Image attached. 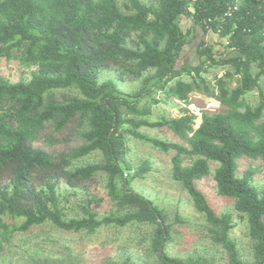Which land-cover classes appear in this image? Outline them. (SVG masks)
Returning <instances> with one entry per match:
<instances>
[{"label":"trees","instance_id":"obj_1","mask_svg":"<svg viewBox=\"0 0 264 264\" xmlns=\"http://www.w3.org/2000/svg\"><path fill=\"white\" fill-rule=\"evenodd\" d=\"M185 15L192 23L186 31ZM198 30L217 37V43L202 38L198 60L179 64ZM2 58L36 69L30 80L0 77V180L5 173L8 180L0 181V253L16 232L46 223L88 234L131 225L149 227L147 252L154 261L129 254L105 264H264V185L253 184L260 169L249 167L238 175L241 157L264 162V0H123L122 5L120 0H0ZM112 67L140 80L139 88L127 92L112 78L100 81V73ZM213 68L224 71L216 75L217 93L208 81ZM234 77L232 88L227 79ZM194 91L215 96L226 108L203 113L197 128L187 108ZM253 91L260 95L255 106L246 98ZM157 92L182 102L181 115L150 121ZM72 123L81 145L57 153L34 145L48 126L59 132ZM142 126L168 127L187 146L141 133ZM129 136L174 151L172 178L205 217L208 237L227 254L225 262L169 253L173 223L167 212L130 186L150 166L145 161L133 167ZM46 138L50 145L60 142ZM95 152L100 161L74 166ZM211 161L218 163L217 193L233 199L236 212L247 219L250 259L230 236L232 214H217L197 185L210 175ZM126 171H133L132 177H125ZM98 173L107 176L115 209L99 218L92 204L100 200L91 198L82 207L84 216L67 219L59 180L78 186Z\"/></svg>","mask_w":264,"mask_h":264},{"label":"rangeland","instance_id":"obj_2","mask_svg":"<svg viewBox=\"0 0 264 264\" xmlns=\"http://www.w3.org/2000/svg\"><path fill=\"white\" fill-rule=\"evenodd\" d=\"M123 0H120L122 5ZM191 20L185 15L181 25L186 31L191 26ZM205 38L207 41L217 43V37L205 35L201 30L196 32L195 40L189 43L181 54L179 64H193L198 60L196 53L197 44ZM218 46V44H217ZM36 67H28L19 59H0V77L7 78L12 82L30 80ZM222 75L221 68H213L208 73L210 85L216 88V75ZM112 78L123 91H133L139 88L140 80L130 76H122L117 68L112 67L100 73L99 80ZM189 80L188 76H183ZM238 77L227 79L230 87H235ZM264 90V76L261 78ZM74 92V91H72ZM159 103L151 105L152 113L148 115L150 121H158L162 117L174 118L181 115L180 108L184 106L176 98L167 97L162 92L154 95ZM248 102L255 106L259 103V91H253L246 96ZM188 110L196 116L195 128L201 121L203 113H216L225 111L215 96L194 91L187 106ZM72 123L63 131H55L48 126L34 143L54 153L69 151L83 143L82 137L75 130ZM139 131L152 137H158L171 142L187 144L175 135L168 127L150 128L142 126ZM46 135H52L59 139L57 144L50 145ZM129 152L128 159L136 169L143 162L149 161L150 170L142 177L131 181L133 190L151 198L155 204L163 208L169 220L173 223V241L169 244L168 251L171 255L181 257H197L207 255L215 257L218 261H226V253L217 245L213 244L208 237L205 217L195 210L192 199L187 191L172 178V157L174 151L162 152L152 147L149 143L138 140L133 136L128 137ZM102 158L101 153L95 152L74 162V166H82L88 163L98 162ZM190 163L189 159L185 164ZM238 175L242 176L249 167L259 168L260 171L254 175L253 184L258 188L264 185V162L262 159L241 157L238 160ZM217 162L211 161V173L197 181L198 187L207 195L210 204L217 214L229 212L233 218V228L230 236L239 246L243 258L252 257V241L248 234V223L245 217H241L234 209L233 199L221 196L217 193L214 170ZM133 171H126L125 177H132ZM7 182V173L0 180ZM59 194L61 204L65 207L66 218L84 216L83 206L87 205L91 198L99 199L92 207L99 212V218L109 217L115 209L113 200L108 195L107 176L98 173L92 179L82 182L78 186H71L66 180H59ZM10 223L20 222L7 218ZM149 227L106 226L100 228L94 234L85 231L75 232L60 229L51 223L35 226L28 232H16L10 242L5 244V250L0 253V264H105L110 259H122L131 254L142 261L153 262L154 258L148 251Z\"/></svg>","mask_w":264,"mask_h":264}]
</instances>
